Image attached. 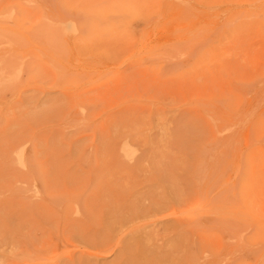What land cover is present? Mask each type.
Masks as SVG:
<instances>
[{
	"label": "rangeland",
	"instance_id": "1",
	"mask_svg": "<svg viewBox=\"0 0 264 264\" xmlns=\"http://www.w3.org/2000/svg\"><path fill=\"white\" fill-rule=\"evenodd\" d=\"M130 263L264 264V0H0V264Z\"/></svg>",
	"mask_w": 264,
	"mask_h": 264
},
{
	"label": "bare ground",
	"instance_id": "2",
	"mask_svg": "<svg viewBox=\"0 0 264 264\" xmlns=\"http://www.w3.org/2000/svg\"><path fill=\"white\" fill-rule=\"evenodd\" d=\"M23 152V151H22ZM19 160H20V162H23L24 160H23V153L22 154H20V156H19ZM162 174V176H163V174H167L166 176H165V180H164V182H163V180H162V182L163 183H165V185L164 186H167V187H169L168 185H166V183L168 182L169 183V185H170V187L169 188H171L172 187V184L173 183H171L170 182V178H168L167 176H168V174H169V172L168 173H166V172H163V173H161ZM158 176H160V173L159 174H157ZM161 176V179H164V177H162ZM160 178V177H159ZM167 178V179H166ZM169 179V181H166V180H168ZM167 183V184H168ZM162 185V184H161ZM173 186H174V184H173ZM175 187V186H174ZM168 188V189H169ZM172 189H175V188H171V190ZM178 188H176L174 191L172 190H170L169 189V191H171V192H174L173 193V195L172 194H170V197H172L173 198V196L175 197L174 199L177 201V200H179L180 198H181V196H182V194L181 193H179V194H181V196L179 195V196H175V194H177L178 195V192H180L179 190L175 193V191L177 190ZM157 193V192H156ZM156 193H154V195L155 196H153V194H151L152 196H151V198H153V197H155V198H157V197H159V195L160 194H156ZM162 196V195H161ZM177 197V198H176ZM145 198H147V197H145ZM182 198H183V196H182ZM181 198V199H182ZM139 199V198H138ZM137 199V200H138ZM143 199V198H142ZM142 199H139V204H142L143 205V202L142 201H140V200H142ZM149 199H150V196H149ZM154 199V198H153ZM153 199H151V200H153ZM168 199H165V196L163 195V197H159L157 200L155 199L154 201H153V203H151V205H153L152 207H153V210H154V212H156V213H158V212H162V210L164 209V208H166L165 206H166V201H167ZM233 200H234V198H233ZM148 201V200H147ZM237 201V200H236ZM148 203V202H147ZM230 203V202H229ZM232 203V202H231ZM115 204V203H114ZM134 204H135V206H134ZM132 206H133V208H132V206H129V209L127 208V207H124L125 208V210H124V208H122V209H119V212L116 210V208H114L113 206H112V208H110V211H109V217L110 216H112V218H109V219H111V222L113 223V221L115 222V223H118V225L117 226H120L119 228H117V229H121V228H123L124 226H126V224H128L127 222H130V221H132V220H130V219H132V218H142V217H145V215H147L148 214V207H145V206H140L138 203H134ZM138 204V205H137ZM145 204V203H144ZM189 204H190V210H189V216H190V220L191 221H195V220H197V215H198V205H197V199H194V200H190L189 201ZM147 206V205H146ZM151 207V206H150ZM131 208V209H130ZM128 209V210H127ZM218 209V208H217ZM222 209H224V208H222ZM122 210H123V212H122ZM150 210V209H149ZM221 210V209H220ZM121 211V212H120ZM148 211V212H147ZM111 212V213H110ZM113 212V213H112ZM185 213V212H184ZM228 213V212H227ZM113 214V215H112ZM178 214V213H177ZM183 215V214H182ZM182 217H184V216H182ZM114 219V220H113ZM182 219V218H181ZM113 220V221H112ZM185 220H187V219H185ZM117 221V222H116ZM188 221V220H187ZM112 225H116V224H111V226L109 225V228H113V226ZM177 227V226H176ZM113 229L112 231L113 232H115L117 229ZM133 228V227H132ZM132 228H131V231H132ZM180 230H181V228H180ZM125 233V232H124ZM124 235V234H123ZM142 236V235H141ZM119 237V236H118ZM143 237V236H142ZM142 237L140 238V236L139 237H136V238H139V239H141L140 241L138 240H136L135 241V239H134V244L131 242H129V244H127V249H129L131 252H132V250L134 251H136L137 250V248H140V246H141V244H144L143 246L145 247V245H146V242H147V240H149L148 238H149V236H146V237H148V238H146V240L143 238V240H145V242L144 241H142ZM102 238V237H101ZM151 239V238H150ZM107 241H109V239H108V237H106V236H104L102 239H98V242H99V244H101V245H104ZM142 241V242H141ZM150 241V240H149ZM138 242V243H137ZM190 244V243H189ZM117 246V245H116ZM137 247V248H136ZM143 247V248H144ZM135 248V249H134ZM132 249V250H131ZM144 249H146V248H144ZM193 250V249H192ZM128 253H129V251H127ZM143 253V252H142ZM131 254V253H130ZM145 254L143 253L142 254V256H139V257H146V256H144ZM139 257H136L137 259H139ZM144 260V259H143ZM146 260H148V259H146ZM154 260V259H153ZM131 261H133V260H131ZM139 261H141L142 262V260H139ZM130 264H132V263H130Z\"/></svg>",
	"mask_w": 264,
	"mask_h": 264
}]
</instances>
